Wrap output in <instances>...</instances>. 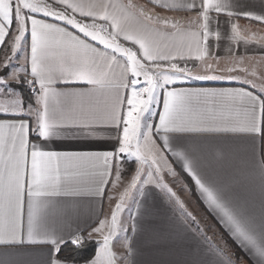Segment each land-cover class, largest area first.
Masks as SVG:
<instances>
[{
  "label": "snow or ice",
  "instance_id": "1",
  "mask_svg": "<svg viewBox=\"0 0 264 264\" xmlns=\"http://www.w3.org/2000/svg\"><path fill=\"white\" fill-rule=\"evenodd\" d=\"M63 10H56L42 0H0V45H4L6 38L11 37V55L6 56L0 64V95L14 96V99L0 103V113L19 116L25 114L36 117L35 127L26 119H0V245L45 244L49 245L46 264H77L75 257L60 258L62 247L69 242L73 248L81 250L86 242L91 240L92 233L100 235L96 243L99 247L95 256L84 260V264H117L122 259L124 264H134L130 259L133 248L128 238L125 237L123 248L125 252L117 254L113 250L114 240L119 239V232H126L119 216L124 208L125 198L131 188L136 187V182L144 171L143 165L148 164L161 172V161L168 167L169 172H175L167 165V161L160 154V149L152 139L153 125L150 120L157 115L154 106L160 103L159 89L175 82L176 74H183L188 70L180 68L176 63L167 66L161 62H170L179 55L183 59L185 48L189 53L194 52L195 58L204 60L209 52L210 37L217 41L221 39L219 30H213L211 25L216 14L215 26L219 28V14L225 13L231 25L229 40L245 44L255 39L256 43L264 47V37L256 39L253 36L242 34L237 23L231 22L233 17L254 20L264 23V0H261L260 13L248 10L246 4L239 0H148L152 8L143 4L127 0V3L116 4L112 0L103 3L74 2V0H57ZM195 11L196 17L187 18L182 24L181 18L163 15L156 9ZM71 10L73 15L68 14ZM35 13H43L46 17H55L64 21L66 25L77 29L84 38L68 31L67 27H60L44 19H38ZM75 13L90 19L83 22L76 18ZM30 24V28H29ZM193 25L195 28L193 29ZM15 31V35L13 32ZM30 32V57L25 55V62H30L31 70L28 79V70L21 64L12 71L13 60L18 55L26 33ZM138 46L127 47L120 42V38ZM98 42L103 50L88 42ZM170 41V43H165ZM175 46L176 54L171 51ZM55 49V51H52ZM167 49V50H166ZM119 57V59H118ZM237 65L243 64L245 57H234ZM122 61V62H121ZM114 64L121 68L119 80L110 78V70ZM210 68L211 65H208ZM235 71L234 67L226 69ZM247 72V68H241ZM23 72L25 75L20 76ZM169 72L172 74L169 75ZM130 74V75H129ZM191 75V72H188ZM251 75L256 76L255 70ZM143 77V80L140 78ZM197 79H224L218 76H197ZM228 79H239L229 76ZM57 79L82 81L92 86L88 92L61 93L52 85ZM264 79V77H261ZM24 83L36 92L35 85H39L38 95L33 108L23 106V100L10 86V82ZM247 84L256 88L252 80H245ZM264 93V85H260ZM121 89L125 90L121 93ZM92 92L106 95L111 93V100L105 99L79 109L64 111L59 108L60 96L90 95ZM214 94V93H213ZM230 99L238 100L250 107L246 108V119L239 126L208 128L198 126L195 122L183 118L199 93L190 90H165L163 96V111L159 113V124L155 125L156 132H163L161 137L163 147L170 148L169 133H188L203 131H240L252 134L261 133L260 122L256 115L257 105L259 113L264 116V98L245 89L228 90L221 93ZM69 128L88 130L89 135L101 139L102 130L114 129L117 135L114 139L118 147L113 150L97 152H54L44 151L38 143L29 140L33 133L38 140L47 141L58 137L62 131ZM112 139L113 137H108ZM175 139V137H174ZM120 154L134 156L139 162L136 175L124 192L119 194V200L111 212V218L100 220L99 225L88 233L87 237L79 234L58 233L50 228L44 219L46 203L42 197L59 195L63 182L70 176L67 171L61 172V166L67 169L72 164L92 162L94 167L102 168L96 173L99 176L98 195L104 194V185L109 183L108 177L112 175L113 162L118 160ZM174 155L183 160V167L191 175L195 184L206 199L208 205L222 216L221 223L225 224L235 242L251 255L258 257L257 264H264V203L261 205L259 215L247 204L234 203L221 187H218L209 177L199 174L195 161L184 152H175ZM264 167V160H261ZM152 173H149L151 176ZM157 187L167 189L171 197L185 214L195 221L191 212H187L183 202L176 193L163 184V176L159 177ZM120 180V168L116 165V180L112 181L113 187ZM150 182V181H146ZM25 197H27V226L25 228ZM132 231H136L135 219ZM105 229L107 231L105 232ZM211 243V238L205 237ZM216 253L223 259L218 264H237L232 257L234 253L227 251V242L224 247L213 245ZM0 264H8L7 260H0Z\"/></svg>",
  "mask_w": 264,
  "mask_h": 264
},
{
  "label": "crops",
  "instance_id": "2",
  "mask_svg": "<svg viewBox=\"0 0 264 264\" xmlns=\"http://www.w3.org/2000/svg\"><path fill=\"white\" fill-rule=\"evenodd\" d=\"M137 4H143L148 8L152 5L148 0H134ZM43 3L49 4L56 10H63L57 0H42ZM74 2H83L101 4L104 0H74ZM113 3H127V0H112ZM246 4L247 9L260 13L261 0H239ZM199 3V0H197ZM163 15L181 18L182 24H186L187 18L196 17L195 11H171L157 8ZM69 15H73L68 10ZM38 19H44L49 23H55L60 27H67L68 31L83 37L77 29L66 25L64 21H58L55 17H46L43 13L34 14ZM78 20L90 23V19H85L79 13H75ZM212 29L219 30L221 39L217 41L214 37H210L208 45V56L204 60L195 58V53H189L187 49L183 51V59L179 55L170 62H161L167 66L169 63H176L180 68H186L188 71L179 74L175 82L166 85L164 89H159L160 103L157 104L156 113L152 121L153 134L152 138L160 149V154L167 162L176 170L182 178L185 174L192 182L194 190L203 207L209 212V223L220 233L229 236L242 252L241 259L252 264H257L258 257L250 254L249 251L243 249L235 238L231 236L225 224L221 223L222 216L210 207L199 190L191 175L183 167V160L174 155L175 152H184L190 159L195 161L196 170L199 174L209 177L218 187L225 189L229 198L234 203L247 204L255 211L257 215L264 203V167L261 166V160H264V116L259 113L257 105L256 115L262 129L261 133L252 134L240 131H203L188 133H169L170 148L163 147V132H156L155 125L159 124V113L163 111V96L165 90H190L193 93H199L191 104L189 110L183 114V118L195 122L198 126L215 128V127H232L239 126L246 119V108L250 107L238 100H233L221 93L228 90L245 89L264 98V93L260 89L253 88L252 85L244 81L252 80L254 83L264 85V47L256 43L255 39L245 44L243 41L237 43L231 41L228 37L231 35V25L227 21L229 18L225 13L219 14V28L215 26L216 14L213 12ZM231 22L237 23L242 34L255 36L256 39L264 37V23L257 22L243 17H233ZM30 28V24H29ZM195 26L193 25V29ZM89 43L103 50V46L98 42L85 38ZM11 37L4 45H0V64L3 63L1 58L2 52L6 48L11 50ZM30 32L26 33L25 41H23L20 51L23 49L22 62L28 70V79L30 76V62H25V55L30 57ZM120 42L127 47H133L136 50L138 46H134L131 42H126L120 38ZM170 43V41H165ZM167 50V49H166ZM55 51V49H52ZM172 53L175 55V46L171 47ZM5 54V53H4ZM20 55V54H19ZM245 57L243 64L237 65L234 57ZM119 59V57H118ZM122 62V61H121ZM208 65H211L209 68ZM234 67L236 70L229 72L226 69ZM241 68H247L248 71H241ZM255 70L257 75H251ZM191 72V75H188ZM171 72H169L170 75ZM121 68L118 64H114L110 70V78L119 80ZM130 75V74H129ZM197 76H218L224 79H197ZM229 76H236L239 79H228ZM61 93L85 92L88 93L92 86L82 81L69 80L65 82L63 79H57L52 85ZM30 88V87H29ZM36 92L30 89L34 108L36 96L39 94V85H35ZM121 93L125 90L121 89ZM214 93V94H213ZM15 98V97H14ZM13 98V99H14ZM9 99V98H8ZM58 107L64 111L79 109L80 105L85 107L103 103L105 99L111 100V93L101 95L92 92L90 95L83 97L78 96H60ZM26 104V105H27ZM23 106L25 104L23 103ZM0 113V119H26L32 127H35L36 117L33 114L28 116L21 114L19 116H4ZM103 139L89 135L88 130L69 128L62 131L58 137H52L47 141L38 140L36 136L29 134V140L32 143H38L44 151L54 152H97L113 150L118 147V142L114 139L117 135L114 129L102 130ZM108 137H113L109 139ZM175 137V139H174ZM115 161L113 162L112 175L108 177L109 183L104 185V194L98 195L96 189L99 186V176L96 173L102 171L100 167H94L92 162L80 164H72L65 169L61 166V172L67 171L70 176L63 182L61 193L42 197L46 203L44 210V219L50 228H54L58 233L75 234L77 230L79 234L87 237L92 229L99 225L100 220L111 218V212L115 208V204L119 200L117 193L123 190L122 185L116 184L114 188L111 186L115 176ZM137 169V167H136ZM136 171H131V175ZM132 181V180H131ZM131 183V182H129ZM133 198L129 201L125 198L124 208L120 213L119 219L123 227L127 228L126 232H119V239L114 240L113 250L120 253L125 252L123 243L125 237L128 238L133 248V255L130 257L134 264H218L223 258L219 256L213 244L209 243L201 231L194 227L192 222L186 219L178 204L171 198L163 187H157V182H136ZM126 212V216L122 219L121 214ZM135 219L136 231H132L133 220ZM25 228L27 226V197H25ZM107 229H105V232ZM93 240H100L101 237L97 233H92ZM49 245L45 244H11L0 245V260H7L8 264H46L48 259ZM99 244H96V249ZM95 254L93 255V257ZM92 257V258H93ZM91 258V259H92ZM84 264V263H82ZM117 264H124L122 259H118ZM239 264V263H237Z\"/></svg>",
  "mask_w": 264,
  "mask_h": 264
},
{
  "label": "rangeland",
  "instance_id": "3",
  "mask_svg": "<svg viewBox=\"0 0 264 264\" xmlns=\"http://www.w3.org/2000/svg\"><path fill=\"white\" fill-rule=\"evenodd\" d=\"M133 2L135 3L136 1L133 0ZM15 34H17V33H15V31H14L13 35H15ZM11 43H12V38H11L10 44ZM22 43H23V41H22ZM11 54L12 53H11L10 48L9 49L6 48L4 50V52H2V56H1L2 60L4 59V57L10 56ZM23 54H24L23 49L21 51L19 49L18 50V55L15 57V59L12 62L13 67L9 68L7 71L10 72L14 68L19 67L21 64H23V62L21 61ZM171 74L172 73H170V75ZM24 75L25 74L23 72L20 73L21 77H23ZM176 77H181V76H179V73H178V74H176ZM140 79L143 80V77H141ZM255 84L257 85V88L260 89L259 86L262 85V84L261 83H256V82H255ZM10 86L12 87V89L16 93H19V89H18L19 86H25L30 91L29 86L24 84V83H16V82L12 81V82H10ZM158 94H159V90H158ZM13 98H14V96H11V95H9V96L0 95V103H4L7 100H10V99H13ZM29 102L30 101L24 102V104H25V106H24L25 112H27V106H28L27 103H29ZM156 107H157V104L154 106L155 112H156ZM153 119H154V116L150 120L151 124H152ZM117 164L119 165V168H120V180L116 184L119 185V184L127 183V184L122 185L123 190L121 192L117 193V196H119L120 193L124 192L125 188H128V186L130 184L129 182H131L132 177L134 175H136V174H132L131 175V171L132 170H133V172L136 171V167L139 166V162L136 160V158L134 156L129 157L127 154H120L119 159L115 161V167H116ZM128 164L129 165L131 164L132 168L127 173V171H128L127 168L129 166ZM167 165H170V164L167 162ZM143 169H144V171L141 172V174H140L141 178L138 180V182H142V181L146 180V181H150V182L160 183L159 177L163 176V184H167L168 187L171 188L176 193V196L179 197V199L183 202L184 208L187 210V212H191L192 216L195 217V221H193L191 219V217H188L185 214L184 209H181L179 204L176 202V198L175 197H171L170 194L168 193L167 189L163 187V189L167 192V194L171 198H173V200H175V202L178 204V206L181 209L182 213H184L186 219H188L190 222H192L194 227L197 228L198 231L200 230L203 236L211 238V243L213 245H218L220 247H224V243H223V239L221 237L220 231L218 229H216V228H213L211 226V224L209 223L211 220L201 210V207H199L198 202L191 195L188 184L183 180V178H181L179 176V174L176 172V170L172 166H171V169L175 172V176H173L169 172L168 167L164 165L163 161H161V172L159 174H157L155 172V168L154 167H150L148 164L143 165ZM115 170H116V168H115ZM149 173H152V175L149 176ZM115 180H116V171H115V176L113 178V181H115ZM111 186H113V183L111 184ZM134 192H135V189H130L129 190V193L126 196V198L129 201L133 198ZM121 216H122V219H124L125 216H126V212L122 213ZM227 251L230 252L229 249H227ZM234 260H236L237 263H239V264H247L245 261H243L239 257L235 258Z\"/></svg>",
  "mask_w": 264,
  "mask_h": 264
},
{
  "label": "trees",
  "instance_id": "4",
  "mask_svg": "<svg viewBox=\"0 0 264 264\" xmlns=\"http://www.w3.org/2000/svg\"><path fill=\"white\" fill-rule=\"evenodd\" d=\"M8 39H9V37L6 38V41H8ZM18 89H19V93L21 95V98L23 100V103L27 102V101H30V102L32 101L31 93L25 86H19ZM4 116H12V115L6 114ZM31 136L33 137V136H35V134L31 133ZM131 168L132 167L130 164L127 168V170H128L127 173L131 170ZM182 178L188 184L190 193L198 202L199 207H201V210L210 218L211 216H209V212L203 207V204L200 202L199 198L197 197V194L194 190L192 182L187 178V176H185V174H182ZM221 237L223 239V243L227 242L229 251L231 253L235 254L232 258H234V259L237 257L241 258L243 254H242L241 250L238 248V246L234 243V241L229 236H227L225 233H222ZM96 244H97L96 241L91 239V240L86 242V246L83 249L77 250V249L73 248V246L69 242L67 245L62 247V250L59 253V257L60 258L75 257L77 264H82V263H84L85 259L90 260L93 257V255L95 254ZM248 264H252V263L248 262Z\"/></svg>",
  "mask_w": 264,
  "mask_h": 264
}]
</instances>
